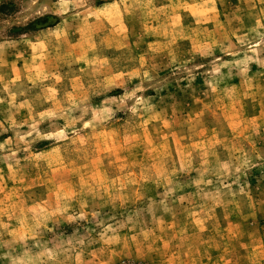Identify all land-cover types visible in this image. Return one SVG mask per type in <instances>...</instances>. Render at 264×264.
Wrapping results in <instances>:
<instances>
[{"label": "rangeland", "instance_id": "374dc122", "mask_svg": "<svg viewBox=\"0 0 264 264\" xmlns=\"http://www.w3.org/2000/svg\"><path fill=\"white\" fill-rule=\"evenodd\" d=\"M0 264H264V0H0Z\"/></svg>", "mask_w": 264, "mask_h": 264}]
</instances>
